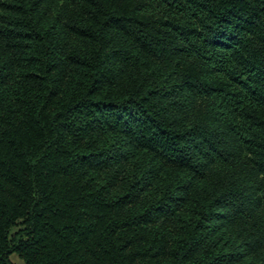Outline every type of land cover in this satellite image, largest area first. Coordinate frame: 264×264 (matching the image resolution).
Wrapping results in <instances>:
<instances>
[{
	"label": "trees",
	"instance_id": "trees-1",
	"mask_svg": "<svg viewBox=\"0 0 264 264\" xmlns=\"http://www.w3.org/2000/svg\"><path fill=\"white\" fill-rule=\"evenodd\" d=\"M264 264V0H0V264Z\"/></svg>",
	"mask_w": 264,
	"mask_h": 264
},
{
	"label": "rangeland",
	"instance_id": "rangeland-1",
	"mask_svg": "<svg viewBox=\"0 0 264 264\" xmlns=\"http://www.w3.org/2000/svg\"><path fill=\"white\" fill-rule=\"evenodd\" d=\"M11 259L15 262V264H25L17 254H12Z\"/></svg>",
	"mask_w": 264,
	"mask_h": 264
}]
</instances>
